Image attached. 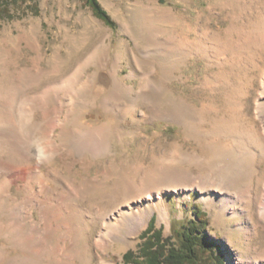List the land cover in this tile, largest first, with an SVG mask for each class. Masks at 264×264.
I'll list each match as a JSON object with an SVG mask.
<instances>
[{"label": "rangeland", "instance_id": "1", "mask_svg": "<svg viewBox=\"0 0 264 264\" xmlns=\"http://www.w3.org/2000/svg\"><path fill=\"white\" fill-rule=\"evenodd\" d=\"M98 1L113 25L99 18L86 0H4L0 4V88L7 87H1L6 81L19 83V74L26 73L25 83L15 88L19 99L7 126L24 138L30 133L33 154L27 160L19 145L11 170L28 165L31 169L0 175V264H20L17 257L24 251L7 235L12 204H17L19 217L27 222L23 246L46 245L41 260L24 264H55L60 252L57 237L60 247H66L64 254L76 252L67 264H124V253L139 250L144 241L141 234L152 218L164 237L177 240V230L195 216L197 206L206 213V232L219 243L227 264L255 260L264 264L260 258L264 227L257 232L251 229L248 211L255 210L256 204L245 203V196L223 206L218 198L226 191L216 186L171 185L161 178L150 186L143 183L148 172L165 170L184 152L208 156L216 151L224 171L232 180L241 179L245 192L255 197L264 193L258 182L264 174L261 148L255 146L253 155L259 164L251 181L246 165L228 161L225 144L230 139L221 136L210 142V135L222 130L217 122L231 116L240 121L239 134L258 128L255 105L264 103V0ZM169 11L187 24L203 13L210 29L221 31L226 47L216 57L185 51L186 60L174 66L167 82L153 58L170 57L171 51L174 58L169 44L158 47L167 39L161 24ZM235 13L239 17L234 18ZM141 33L147 38L140 40L139 49L134 37ZM194 39L190 34L189 40ZM146 41L152 47L147 48ZM236 54L241 60L233 64ZM69 77L80 87L75 88V96L56 88ZM120 82L121 92L116 90ZM164 88L171 90L172 98L187 103L182 117L160 106ZM234 88L243 92L236 95L235 106L231 104ZM110 92L112 98L103 102ZM140 93L146 94L139 97ZM5 104L0 97V113L6 111ZM204 106L210 110L201 120L198 114ZM109 150L112 153L105 155ZM93 155L101 156L93 160ZM180 168L196 174L200 169L188 162ZM150 187L160 188L159 193L154 190V196H143ZM58 206L61 211L54 210ZM122 207L137 209L145 217L143 225L131 231L125 218L120 230L108 236L104 243L108 246L99 244L102 230L119 219ZM233 208L239 216L231 213ZM73 220V227L63 226Z\"/></svg>", "mask_w": 264, "mask_h": 264}, {"label": "bare ground", "instance_id": "2", "mask_svg": "<svg viewBox=\"0 0 264 264\" xmlns=\"http://www.w3.org/2000/svg\"><path fill=\"white\" fill-rule=\"evenodd\" d=\"M237 17H239V16L235 13L234 18H237ZM164 18H165V22L163 24H161L162 25L161 28H162L163 34L166 36L167 39L162 44L158 45V44H156L157 43L156 42L155 45H158V47L161 45H163V47H166V45L169 44L168 49L172 48L174 50V58H172V51L170 49H169L171 51L170 57H165L163 55L162 56L159 55V56H154L155 59L153 58V61H154L153 63H155V67H156V65L160 67V75H161V78L163 79V81L167 80V82H169L168 80L172 76V75H170L171 72L174 70V68L177 66L178 63L186 60V58H187L186 54L187 53L188 54H190V53L201 54L202 56H207V57H212V56L216 57L217 54L220 53L219 50H223L226 47V45L224 43H221V40L223 38L221 31L220 30H211L210 26H209V24H210L209 20L204 18L203 13H201V12H198V16H196L195 22H191L190 24L185 23L182 20V18H180L179 16H172V11L167 12L164 15ZM181 26H182V28L179 29V27H181ZM143 32H145V30ZM146 32H147V30H146ZM143 34H145V33H143ZM143 34L140 36L134 37L135 38V45L139 49H140V40L142 38L143 39L147 38V36H145V38H144ZM190 34L195 35V39H194L195 41L194 42L189 40ZM231 34H232L231 32H228V35H231ZM149 35L150 36L152 35L151 31H150ZM153 41H154V39H153ZM210 42H212L214 44V46H212L211 48H209ZM146 43L145 44H146L147 48L152 47L151 43H148L147 41H146ZM185 51L187 52L186 54H185ZM210 53H211V55L208 56ZM95 55H96V53H95ZM234 56L235 57L238 56V57L235 58ZM234 56L231 59L233 64H235V62L239 63L238 61L241 60V58L239 60V55L236 54ZM25 74L26 73L19 74L18 79H16L19 81V83L15 82V81H11V82L6 81L7 82L6 85L1 86V87H6V86L7 87L6 88H0V97L5 99V101H6L5 107L7 106L6 111H3V112L1 111L2 113H0V155H1L0 156V175L2 173L3 174L5 173V176H8L11 172H13L15 170L31 169V166L28 165V166L23 167V168H17V169L11 170V167L13 165L14 160H16V156L18 157L19 156L18 154H20L19 153V151H20L19 145H21L22 149L25 150V153L23 152V154H24L25 158L26 157L28 158L27 160H29L31 158V156L33 155L31 152V149H30L32 136L30 135V133H28L26 135V137L24 138L19 134V132H17V129L15 127H14V129H9V127L7 126L11 122L10 121L11 110L13 109L15 104L18 103L17 102L18 101L17 100L18 94H17L15 88H17V86H21L23 83H25ZM261 79H262L261 85L264 86V70L262 72ZM224 82L227 84L226 79H224ZM1 84H3V82ZM123 87H124V85L121 84V82H120V85H118L116 87V90L121 92L124 90ZM56 88L64 90V92H65L64 94H66V95L70 94V95L75 96L76 95V92H75L76 89L75 88H77V90H78L80 87H77V82L74 80L73 77H69L66 80H64L63 82H61V85H56ZM232 92L233 93L231 94V96H233V98L231 99V104H234V106H235V104L238 103L237 100H235L236 95L243 94V92L241 90L235 89V88ZM263 92L264 91H262L261 94ZM171 93L172 92L169 88H164L163 96H162V102H161L160 106L165 107L164 111H168L170 114H175V116L182 117L183 116L182 114L186 113V111L188 110V105L185 102V100H179L178 101L177 99L172 98L170 96V95H172ZM145 94L146 93H144V94L140 93L141 96L139 95V97H142ZM113 95L114 94H112V92L108 93L106 96L103 97V102H108L109 99L112 98ZM89 98H90V100L92 99L90 94H89ZM257 99L259 100L260 97ZM171 105H172V107H171ZM208 110H210V108L207 106H204L202 109L199 110L198 115H200L199 117L201 120L204 119L203 117L206 114V111H208ZM255 111H256L255 112V116H256L255 121L257 122V123H255V125L258 126L257 129L251 128L250 130L246 131L245 135L239 134L238 129L240 127V121L237 119V117L231 116V117H229V119L219 120V122H217L218 124L217 123L216 124L219 125L218 128H220L222 130L221 131L215 130L214 134L210 135L211 136L210 142H217L219 137H221V136L230 139V142L225 144V149H226L225 154H227L226 157H227L228 161H231L233 164L236 162L237 163L240 162L243 167H245V165H246L247 168L252 173V174L249 173L247 175L251 181L256 175V170H257V167L259 164L258 160L256 159L257 157H255L253 155L254 151L256 150L255 146L261 148L260 149L261 154H264V148H263L264 147V125H263L264 124V115L263 116L261 115V113L264 111V103L263 102L257 103L255 105ZM103 127L105 129H107V126L105 124L103 125ZM195 129L196 128L194 127V130ZM198 131L202 132L201 128H198ZM243 132H245V131H243ZM207 134H209V133H207ZM111 153H112V151L109 150L108 152H106V154L105 153L104 154L108 156ZM99 156H101V155H93L92 159L95 160ZM182 156H183V158H181L178 162H172V164H170L169 166H166L165 170H161V171L151 170L150 172H148V174L145 175V177H143V183L150 186L153 183V181H155V179L161 178L162 181H163V179H165L171 185L186 184V183H188V184H195L196 183L197 184L198 183L200 188L204 187V186L208 187L209 185L216 186L219 190H223L224 192L226 191V193L222 197L218 198L223 203V206L227 203H235V201H233V200H236L237 198H242V197L244 198V196H245L247 198V199L245 198L246 199V201H244L245 203H247V204L255 203L256 204L255 210L250 209L251 211H248L249 212L248 216L252 222V224L250 226L251 229L254 232H257L256 229L259 226L264 227V223L261 222V220H264V193H261L255 197L254 194H253V196H251L252 194H249V192H245L246 187H243L242 184L240 183L241 179H239V181L238 180H232L230 175H228L224 171L222 164L220 162V159H219L220 156L218 155V153L216 151L210 153L208 156H206V155L202 156V155H198L196 153H188V152H184L182 154ZM102 157H104V155H102ZM261 157H262V155H261ZM186 162H188V164L198 165V167H200L198 174H196L197 172L194 173L193 171H192L193 173L189 172V171H183L180 168V165L182 166V164H185ZM25 165H27V164H25ZM8 170H11V171L9 173H7ZM258 182L261 186H264V174L262 176L258 177ZM130 183H133V182H130ZM6 184L4 183V185H6ZM6 189L8 190V188H6ZM158 189H160V188L150 187L149 190H145L142 193V195L150 198L154 194L153 193L154 190L157 191L155 193H159ZM258 197H259V199H258ZM211 200H212V198H211ZM53 208H54V210L58 209L57 211H61V208L59 206L53 207ZM225 208L226 207H222V210ZM9 210L12 211V214H10L8 221L6 222L7 228H8L7 235L9 237L10 241H12V239L15 238V245L22 247V249L24 250L23 253H21L19 255V257H17V261L20 264H24V262H29V261L33 262L34 259L41 260L40 258L43 257V255L46 251V247H45L46 245L39 244V242H38L35 245V246H37L36 249L33 247L31 248V249H33V251H31L30 247L23 246L24 245L23 243H24V240L26 237V235H25L26 231L24 229L27 226V222L24 220H21L22 218L19 217L20 214H19V211L17 209V204H12L11 208ZM59 213H57V215H60ZM231 213L236 215V216H239V210H237L236 208H233ZM118 215H119V219H117L114 223L104 227V229L102 230V234L100 235L99 240H98L99 244H101V245L104 243L107 244L108 236H113L114 233H116L117 231L120 230V226L125 221V218H127L129 221L128 226H129V229L131 231H137L143 225V223L145 221V217L143 215H141L137 209H126V208L122 207L119 209ZM69 218H71V217H69ZM74 223H75V220L68 221V223L66 225L64 224L63 226L73 227ZM31 226L34 227L35 225L32 224ZM36 227H39V226H36ZM261 230H263V229H261ZM55 231H58V230L55 229ZM15 232H18V235H16ZM58 238L59 237L56 238L57 241H55L56 242L55 244H56V247H58L60 249V252L57 254V256H55V264L71 263V261H68V260H69V258L75 257L76 252L74 250H72V251L69 250L70 253L66 254V252H65V254H64V250L66 247H65V245H63V246L61 245V247H60V241H58ZM62 238L64 239L63 234H62ZM43 240H44V238H43ZM106 244H104V245H106ZM9 245H11V244H9ZM106 246H108V245H106ZM61 251H63L62 254H61ZM8 258H9V256H8ZM260 258H263V260H264V256H262ZM252 264H259V263H257V261L255 260Z\"/></svg>", "mask_w": 264, "mask_h": 264}, {"label": "trees", "instance_id": "3", "mask_svg": "<svg viewBox=\"0 0 264 264\" xmlns=\"http://www.w3.org/2000/svg\"><path fill=\"white\" fill-rule=\"evenodd\" d=\"M3 1L0 0V4ZM86 2L99 18L114 24L98 0ZM194 215L177 230V240L164 237L163 230L156 227L155 218H152L141 234L144 241L139 250L129 249L124 253V264H227L219 243L206 232L209 224L206 213L197 206Z\"/></svg>", "mask_w": 264, "mask_h": 264}]
</instances>
